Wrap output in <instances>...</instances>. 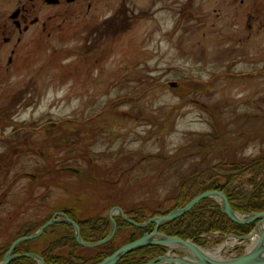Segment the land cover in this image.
<instances>
[{
    "label": "rangeland",
    "instance_id": "obj_1",
    "mask_svg": "<svg viewBox=\"0 0 264 264\" xmlns=\"http://www.w3.org/2000/svg\"><path fill=\"white\" fill-rule=\"evenodd\" d=\"M125 2L131 26L112 36L105 27ZM20 3L0 0V16L10 21ZM77 4L37 2L39 24L20 34L10 66L12 46L0 38V244L44 202L63 199V186L31 189L40 170H65V186L99 194L94 215L110 205L165 211L196 168L264 154V0ZM214 140L225 148L211 151ZM227 241L223 259L249 245Z\"/></svg>",
    "mask_w": 264,
    "mask_h": 264
},
{
    "label": "trees",
    "instance_id": "obj_2",
    "mask_svg": "<svg viewBox=\"0 0 264 264\" xmlns=\"http://www.w3.org/2000/svg\"><path fill=\"white\" fill-rule=\"evenodd\" d=\"M126 5V2L123 3L115 13V17L106 25L105 30L108 34L116 36L131 26L132 17L129 15V10ZM218 143V141L214 140L211 143L212 145L210 144L211 151L214 149H219L220 151L225 148L224 144L222 145L223 142ZM179 154L180 152L175 156ZM6 157L7 155L5 154L0 156V160H2L0 161V166ZM2 172L3 166L0 167V176ZM64 172L65 170L62 169L40 170L30 183L31 189L34 190L38 186H63V189L68 188L67 191L72 201L76 202L81 197H88L84 199L86 205L76 204V206L81 208V211L83 209L90 210L92 207L96 209L95 201L99 198L94 199V197H97L99 194L96 195L94 191L89 190L85 186L79 190L65 186L61 180ZM245 177L247 179L243 181ZM222 179L224 181H221ZM212 190L223 192L228 197L233 209L241 214L264 212V154L251 159L215 164L208 168H196L180 184L173 198L175 204L165 211H161L160 207L156 210H151L141 205L123 210L126 216L134 222L143 223L155 216H166L172 211L186 206L198 195ZM91 193H94V195H91ZM90 198H92L91 201H89ZM90 211L91 214L88 213L89 216L86 217L87 219L84 218L85 221L78 222L81 237L87 243L104 240L109 235L112 224L107 216L101 214L94 215L92 214L94 210ZM115 220L118 228L113 239L99 246V249L94 255L84 256L77 253L78 248L83 246L76 241L74 229L67 223L56 224L47 229L39 237L41 238L45 234L48 235L44 238L42 247L39 248L41 251L37 253L42 257L45 264H99L111 256L122 245L140 238L144 233L151 231L153 228V225L146 228L134 227L120 216L116 217ZM45 222L46 219L40 216L38 220L30 219L21 223L13 232L10 240L5 244H0V261L3 260L14 241L32 235ZM256 224L257 221L248 225L237 224L222 213L220 206L213 199H206L182 217L163 224L159 232L170 237L193 241L202 248H209L212 245H220L226 235L247 236L254 230ZM126 230L129 233L124 235ZM123 236L124 239L126 238L125 242L119 245L121 241L118 238L121 239ZM38 239L21 243L16 248L15 254L34 252L35 248H33V244ZM240 251L242 252L243 248ZM61 252H64V254H61ZM165 252L166 249L162 246L145 247L127 254L117 264H147L153 259L164 255ZM11 264H38V262L30 258H19Z\"/></svg>",
    "mask_w": 264,
    "mask_h": 264
},
{
    "label": "water",
    "instance_id": "obj_3",
    "mask_svg": "<svg viewBox=\"0 0 264 264\" xmlns=\"http://www.w3.org/2000/svg\"><path fill=\"white\" fill-rule=\"evenodd\" d=\"M170 85L175 86L177 85V83L172 82L170 83ZM68 170L77 172V170L73 168H69ZM206 199H213L220 206L222 213L237 224L248 225L257 221L254 230L247 236H226V239L235 238L240 241L251 240L252 238L257 236L256 243L250 250H247L243 255L233 259L217 260L206 255L204 253V251L206 250L196 245L192 241L182 240L177 237H170L159 232V229L163 224L182 217ZM117 213H119L126 222L134 227L145 228L150 225H154V227L152 231L145 233L142 237L121 246L111 256H109L99 264H117L127 254L150 246H162L166 248V253L163 256L153 259L147 264H264V212L241 214L233 209L228 197L223 192L218 190L204 192L195 197L186 206L176 209L166 216H157L150 218L143 223L134 222L125 215L122 208L115 207L110 211L109 215L110 221L112 223V228L109 235L104 240L96 243L84 242L82 240L78 225L71 219H52L32 235L25 236L14 241L3 260L0 261V264H11L14 260L19 258H30L36 260L38 264H45L42 257L36 253L14 254V252L18 245L39 238L46 229L55 224L68 223L74 226V228L76 229L75 239L80 245H83L85 247H98L104 245L113 239L117 231L118 225L115 220V216L117 215ZM176 252L181 253L182 255L175 256L174 254ZM172 254L174 256H172Z\"/></svg>",
    "mask_w": 264,
    "mask_h": 264
},
{
    "label": "flooded vegetation",
    "instance_id": "obj_4",
    "mask_svg": "<svg viewBox=\"0 0 264 264\" xmlns=\"http://www.w3.org/2000/svg\"><path fill=\"white\" fill-rule=\"evenodd\" d=\"M39 1H41V0H26L25 2H23L21 0L20 7H18L11 14L10 21L3 19L2 16H0V38L3 37L4 42L7 44H10V46H12V48L10 49V55L7 56L8 57L7 60L10 63L9 66L12 65V63L14 62V60H13L14 57L18 56V48L21 44V38H22L20 36V34L29 32L33 26L39 24V19L36 16H34L35 10H36V3ZM79 1L80 0H66V1L65 0H43V2H45L49 7H53V6L56 8L61 7L63 9L65 8L66 10L72 9V6L74 8L76 6H78L77 3ZM8 21L10 22V24H8ZM48 21L49 20L43 22L44 31L47 30ZM9 26H11L10 30L7 29ZM15 31H17V33H18V36L16 37V39H14L13 37H10V36L5 37V35L8 34L9 32H10V35L12 34L15 37L16 36ZM18 59H19V57H18ZM78 173L79 172H77V174ZM67 190H68V188L63 189V191L65 193L63 195L64 197L62 196L63 199L56 198V199H51V200H48L47 202H44L42 210L39 211L38 212L39 214H37L35 216V218H33L32 220H38V218L40 216H43V218L46 219V222H45V224H46L52 219L64 220L66 218H69L73 222H75L79 227L78 222L85 221V219H87L86 217L89 216L88 213L91 212L90 210H94L93 212H98L96 209H93V207L90 208V210L89 209H85V210L83 209L81 211V208L76 206V204L80 203L82 200L78 199L76 202L72 201L71 197L68 194L69 192ZM89 201H91V199ZM84 202H86V201L83 200V203ZM72 203H74V204H72ZM115 207H117V206L111 205L109 207V209H107V215H105V216H107L109 218L110 211ZM155 217H157V216H155ZM61 224H65V223H61ZM70 226L74 229V232L76 233V229L74 228V226H72V225H70ZM79 229H80V227H79ZM80 234H81V230H80ZM92 243H95V242H92ZM38 251H41V249L34 250V253H37Z\"/></svg>",
    "mask_w": 264,
    "mask_h": 264
},
{
    "label": "bare ground",
    "instance_id": "obj_5",
    "mask_svg": "<svg viewBox=\"0 0 264 264\" xmlns=\"http://www.w3.org/2000/svg\"><path fill=\"white\" fill-rule=\"evenodd\" d=\"M256 240H257V236H255L254 238L251 239V243H250V245L248 247L249 250L255 245ZM232 244H234V243L226 242L222 246L218 247L216 250H214V251H204V253L206 255L214 258V259L223 260L222 253L224 252V250L226 249L227 246L232 245Z\"/></svg>",
    "mask_w": 264,
    "mask_h": 264
}]
</instances>
